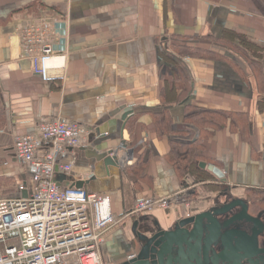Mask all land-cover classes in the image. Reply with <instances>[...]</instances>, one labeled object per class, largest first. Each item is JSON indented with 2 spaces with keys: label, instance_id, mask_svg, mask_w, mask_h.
<instances>
[{
  "label": "crops",
  "instance_id": "crops-1",
  "mask_svg": "<svg viewBox=\"0 0 264 264\" xmlns=\"http://www.w3.org/2000/svg\"><path fill=\"white\" fill-rule=\"evenodd\" d=\"M41 20L59 34L63 82L44 83L21 50L23 29ZM209 117L219 122L205 128ZM56 119L91 131L58 183L108 195L123 219L101 245L105 262L137 253L136 225L168 230L183 217L124 219L139 200L188 191L196 207L217 181L264 189V0H0V188L32 187L15 141ZM184 145L202 153L193 175L171 159Z\"/></svg>",
  "mask_w": 264,
  "mask_h": 264
},
{
  "label": "built area",
  "instance_id": "built-area-1",
  "mask_svg": "<svg viewBox=\"0 0 264 264\" xmlns=\"http://www.w3.org/2000/svg\"><path fill=\"white\" fill-rule=\"evenodd\" d=\"M58 36L55 24L41 20L27 25L20 37L32 72L45 83L65 81L66 59L55 51ZM90 132L76 122L45 120L36 135L16 139L15 156L32 187L26 199L0 201V264H107L100 247L119 224L110 197L55 182L58 174L71 173L74 151ZM181 201L179 195L139 200L130 215L167 210Z\"/></svg>",
  "mask_w": 264,
  "mask_h": 264
},
{
  "label": "flooded vegetation",
  "instance_id": "flooded-vegetation-1",
  "mask_svg": "<svg viewBox=\"0 0 264 264\" xmlns=\"http://www.w3.org/2000/svg\"><path fill=\"white\" fill-rule=\"evenodd\" d=\"M221 194L228 196V201L192 216L213 213V219L206 218L197 224L194 236L189 234L181 244L172 248L166 264H169V260L173 262L170 264H264V203L255 205L249 199L234 198L227 190ZM237 201L245 204L250 219L242 218L244 214L241 207L228 210ZM177 222L168 230L161 229L155 222L151 227L146 225L144 228L153 237L161 230H174ZM143 225L133 228L135 243L139 234L144 235L138 229ZM186 229L191 233L195 227Z\"/></svg>",
  "mask_w": 264,
  "mask_h": 264
},
{
  "label": "water",
  "instance_id": "water-1",
  "mask_svg": "<svg viewBox=\"0 0 264 264\" xmlns=\"http://www.w3.org/2000/svg\"><path fill=\"white\" fill-rule=\"evenodd\" d=\"M108 160L109 161H107V163L109 164H116L115 162H118L116 156L112 157V153L110 154V159ZM75 187L77 189H82L83 185L76 184ZM23 198H27V192L23 193ZM236 207L243 208V219H250L247 215V208L245 207V204L243 202H233L228 207V210H232ZM206 218L213 219V213H202L195 217L181 219L177 222V225L174 230H161L153 237H150V234H139V236L137 237V243L140 249L139 254L137 255V257H135V259L128 261L124 264H166V258L170 255L172 248L177 244H181L185 237L188 238L189 234L194 236L197 224L205 220ZM189 226L195 227V229L191 233H189L186 229ZM168 263L170 264L173 262L169 260Z\"/></svg>",
  "mask_w": 264,
  "mask_h": 264
},
{
  "label": "trees",
  "instance_id": "trees-1",
  "mask_svg": "<svg viewBox=\"0 0 264 264\" xmlns=\"http://www.w3.org/2000/svg\"><path fill=\"white\" fill-rule=\"evenodd\" d=\"M255 72H258L257 75L259 76L260 74L262 75V71H261V68L259 65H257L255 63ZM205 113H201L200 115H195V117H199V116H202L204 115ZM206 115V114H205ZM194 116V115H193ZM212 116H215V115H212ZM211 117L207 118L206 119H202L201 118V125H203L205 128L209 125H212V124H218L217 120L215 117ZM203 121V122H202ZM182 149H174L171 153V159L173 160V162L176 164V166L179 168V170L181 169V171L184 172L185 176L186 175H190V174H194L193 171L194 169H196L197 167V160L199 158V156L202 154L200 152V150H197L193 147H191V145H184L183 147H181ZM197 182L198 183H207V182H213L214 179L209 177V176H199L198 178H196ZM208 186L212 188L213 191H218L220 188H221V185L219 184H210L208 183ZM0 191L3 192V193H8V194H11L12 197H17L19 195L18 193V188H15V187H12V188H6V187H3V188H0ZM256 193L254 192L253 190H250L249 193ZM261 193V198L262 199H259L257 198V194L253 196H250V199L249 201L252 203V204H261V203H264V191L260 192ZM252 198H255L252 200Z\"/></svg>",
  "mask_w": 264,
  "mask_h": 264
},
{
  "label": "rangeland",
  "instance_id": "rangeland-1",
  "mask_svg": "<svg viewBox=\"0 0 264 264\" xmlns=\"http://www.w3.org/2000/svg\"><path fill=\"white\" fill-rule=\"evenodd\" d=\"M202 189H199V194ZM223 190H227L228 192H230L232 194V196L234 198H245V199H250V196H253L257 193L258 196L257 198L262 199L261 197V193L262 191H264V189H256L253 190L256 193H249L248 191L238 188V187H230V186H222L216 193L213 194H206V195H202L200 194V198L198 199V205L195 207V211L197 213H201V211L210 208V207H216V206H221L223 203H226V201H228V196L226 195H222L221 192ZM1 192V191H0ZM231 196V198H233ZM12 197L11 194L8 193H3L1 192L0 194V200H5V199H10ZM15 198V197H13ZM255 198H252V200ZM251 200V199H250ZM182 207V206H181ZM175 209V208H174ZM176 210H179L180 215H184L185 214V209L182 207L181 208H176Z\"/></svg>",
  "mask_w": 264,
  "mask_h": 264
}]
</instances>
